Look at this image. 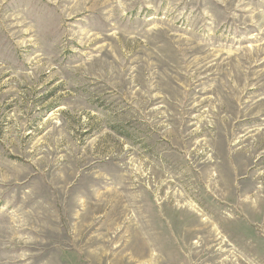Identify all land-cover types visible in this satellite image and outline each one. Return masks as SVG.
Returning <instances> with one entry per match:
<instances>
[{"label": "rangeland", "instance_id": "rangeland-1", "mask_svg": "<svg viewBox=\"0 0 264 264\" xmlns=\"http://www.w3.org/2000/svg\"><path fill=\"white\" fill-rule=\"evenodd\" d=\"M0 264H264V0H0Z\"/></svg>", "mask_w": 264, "mask_h": 264}, {"label": "bare ground", "instance_id": "bare-ground-1", "mask_svg": "<svg viewBox=\"0 0 264 264\" xmlns=\"http://www.w3.org/2000/svg\"><path fill=\"white\" fill-rule=\"evenodd\" d=\"M205 223V222H204ZM205 225L206 224H203V227H205ZM214 227V226H213ZM173 236H174V234H173ZM149 238V237H148ZM219 238V237H218ZM157 239V238H156ZM178 239V238H177ZM185 240V239H184ZM154 241V240H153ZM155 242V241H154ZM178 242H180V241H178ZM185 242V241H184ZM145 244L146 245V243L145 242H142V244ZM187 243V242H186ZM156 244V243H155ZM140 245V244H139ZM138 245V246H139ZM157 245H159V243H157ZM135 246V245H134ZM150 246H152V243H151V245ZM160 246V245H159ZM179 247H180V245H178ZM137 247V246H136ZM174 248H175V246H173ZM158 248V247H157ZM154 250V249H153ZM161 250V249H160ZM165 250H166V248H165ZM135 251V250H134ZM137 251V250H136ZM149 251V250H148ZM164 251V250H163ZM173 251H175L174 249H173ZM172 251V252H173ZM176 251H177V249H176ZM161 252V251H160ZM159 252V253H160ZM147 253V245H146V247L144 246L143 248H141L140 247V249H139V253L138 254H141L142 256L143 255H145ZM151 253V252H150ZM170 253V252H169ZM175 253V252H174ZM133 254V253H132ZM138 254H136V255H138ZM159 255H161V254H159ZM147 257V256H146ZM155 257H156V254H155ZM160 257V256H159ZM145 258V257H144ZM152 258V257H151ZM167 259H169V258H167ZM150 260V259H149ZM152 260V259H151ZM154 262V261H153ZM171 262V261H170ZM156 263H157V261H156Z\"/></svg>", "mask_w": 264, "mask_h": 264}]
</instances>
